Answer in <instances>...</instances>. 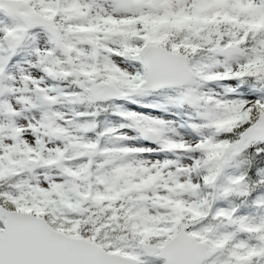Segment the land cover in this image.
<instances>
[{"label": "snow or ice", "instance_id": "obj_1", "mask_svg": "<svg viewBox=\"0 0 264 264\" xmlns=\"http://www.w3.org/2000/svg\"><path fill=\"white\" fill-rule=\"evenodd\" d=\"M0 264H264V0H0Z\"/></svg>", "mask_w": 264, "mask_h": 264}, {"label": "rangeland", "instance_id": "obj_2", "mask_svg": "<svg viewBox=\"0 0 264 264\" xmlns=\"http://www.w3.org/2000/svg\"><path fill=\"white\" fill-rule=\"evenodd\" d=\"M209 87L211 88H216L215 85H209ZM217 91H219L220 89L216 88ZM163 102V98L162 96L156 95V96H148L145 98L141 99V104H151V105H159L160 103ZM117 104H125L124 101H119V102H115ZM126 107L132 108L135 111L138 112H144L146 114L149 115H154V116H160L164 119L167 120H175V121H180L184 115H185V111L186 110H178V109H172L169 108L167 111L159 108V107H148V108H144V107H140L139 105H125ZM65 111L67 109H64ZM84 110V109H81ZM111 111V110H110ZM110 111L108 113H104L102 114L99 119L101 121L107 120L109 122L112 123H120L121 121L119 120V118L114 117L110 114ZM127 131V130H125ZM134 133H129V135H133ZM130 143H136L138 146H146V147H153L155 148L156 145L154 144H148V142L146 141H131ZM146 156H148L149 154H145ZM164 154L163 153H152L150 154V158L152 159H156V158H163Z\"/></svg>", "mask_w": 264, "mask_h": 264}]
</instances>
